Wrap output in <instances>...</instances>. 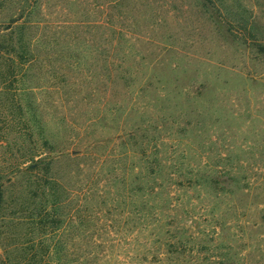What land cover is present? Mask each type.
I'll return each mask as SVG.
<instances>
[{"label":"rangeland","instance_id":"374dc122","mask_svg":"<svg viewBox=\"0 0 264 264\" xmlns=\"http://www.w3.org/2000/svg\"><path fill=\"white\" fill-rule=\"evenodd\" d=\"M183 229L264 264V0H0V264H176Z\"/></svg>","mask_w":264,"mask_h":264},{"label":"trees","instance_id":"16d2710c","mask_svg":"<svg viewBox=\"0 0 264 264\" xmlns=\"http://www.w3.org/2000/svg\"><path fill=\"white\" fill-rule=\"evenodd\" d=\"M227 12L229 11L227 10ZM237 15L240 16V13L239 14L237 13ZM234 18H236V16H234ZM240 19L243 20L244 22H250L244 16H241ZM43 161L38 160L31 166L33 170L36 171V174L37 172L42 171L41 173L45 175L50 170V165L52 164L53 160L50 159V160H43ZM47 184H48L47 188H49L48 194L50 195V198L52 199L50 206L55 210H59L62 207V205H66V203H64V200L58 198V194H57L58 187L57 186L59 185V187L61 186L63 188H65V186L62 183H60L57 179H55L53 175L48 176ZM144 216H145L146 222H148L150 218V211L146 210L144 212ZM186 233H187V230L183 229V230L176 231V233H173V234H170L168 230L165 232V234H163L166 237L164 239H167V241L168 239L169 240L173 239L171 242H169L168 246L170 248L174 246V251H171V250L169 251L171 253L176 254V264H240L238 260H236V257L233 256L231 252L232 248L229 244H223L222 246H218L217 252H215L214 250V253L209 255V257H206V258L192 256L195 250L194 246L191 243L192 241L190 239L192 238V236L184 235ZM197 252H200V251L197 250ZM166 254L167 253H165V255Z\"/></svg>","mask_w":264,"mask_h":264}]
</instances>
